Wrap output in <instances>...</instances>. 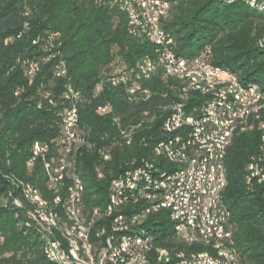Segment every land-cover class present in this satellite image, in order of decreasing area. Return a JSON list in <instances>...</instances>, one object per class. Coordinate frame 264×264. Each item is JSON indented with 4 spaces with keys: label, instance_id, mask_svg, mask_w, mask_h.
<instances>
[{
    "label": "trees",
    "instance_id": "1",
    "mask_svg": "<svg viewBox=\"0 0 264 264\" xmlns=\"http://www.w3.org/2000/svg\"><path fill=\"white\" fill-rule=\"evenodd\" d=\"M110 1L0 0V235L4 238L0 264H50L42 253L36 229L25 223L21 211L11 205V197L21 198L16 186L20 181L31 183L47 199L51 196L43 171L47 162L34 159L30 172L27 163L35 143L50 145L58 138L59 96L67 86L81 97L78 105H69L81 118L80 127L91 137L85 138L79 145L82 150L78 148L75 154L86 210L105 205L109 181L129 163L154 160L152 147L167 114L164 108L179 101L171 89L177 86L159 77L143 84L150 96L136 104L128 103L121 88L105 81L119 62L133 67L141 57L153 56L150 44L129 37L125 15L110 7ZM168 1L171 7L164 28L176 56L194 58L206 53L211 65L235 74L243 85L255 83L264 90V51L258 47L264 28L263 11L247 0ZM42 43L49 49L43 50ZM60 62L66 67L65 79L55 77ZM30 63L38 65L31 82L27 72ZM47 96L55 105L49 104ZM201 102L199 95L189 94L186 110L191 109L190 104ZM99 105L109 106L111 113L97 115ZM144 113L148 115L143 117ZM150 117L153 120L135 133L130 146L111 147L120 142L113 119L125 128ZM260 139L255 127L235 134L224 159L226 185L222 198L242 264H264L262 187L255 181L246 183L248 163L261 150ZM99 148L111 155L103 180L94 175L95 166L103 163ZM163 160L156 158L154 164L170 171ZM164 217L159 213L148 221L149 230L159 236L157 245L163 247L167 246L164 238L170 234V224Z\"/></svg>",
    "mask_w": 264,
    "mask_h": 264
},
{
    "label": "bare ground",
    "instance_id": "2",
    "mask_svg": "<svg viewBox=\"0 0 264 264\" xmlns=\"http://www.w3.org/2000/svg\"><path fill=\"white\" fill-rule=\"evenodd\" d=\"M255 1L252 2L251 6L256 5ZM162 3L164 6H168V12L164 17L165 22L169 16L171 5L168 0H162ZM164 22L163 29L165 30ZM138 35L141 40H148V30L145 27H138ZM167 35L169 37V49L173 51V41L168 33ZM258 47L264 51V28L262 38L258 41ZM174 58L182 57H178L174 53ZM139 64L140 60L133 67H127V73H136V67ZM206 64L207 69L215 74L206 77V79H199L194 66L170 70L168 75L153 74V78L159 77V80H162L164 83L170 81L172 85L177 86H173L171 89L173 88V91L177 93L179 101H173L164 110L167 111L166 116L178 113V120L182 125H190L191 109L187 111L185 107L189 94L195 93L202 98V102H205L216 94L232 91L234 86L238 88L236 100L238 108L242 110L232 113L228 118V124L213 128V137L215 139L225 137L221 163V181L215 182V198H219L215 200V208L226 212L230 220V214L222 198L226 185L224 159L233 136L255 127L261 133V138L263 139L261 141L260 153L255 156H257V161H264V125H262L264 124V98L260 97L264 96V90L255 83L241 84L235 74L211 65L207 58ZM63 68L64 64L60 62L56 66L55 75L57 72H61ZM37 70V66H33V73H37ZM66 75L67 72L64 71V75L57 78L65 79ZM105 81L111 85L110 76H107ZM117 87L123 90L128 103H134V97H129V92H126L124 83H117ZM129 88H136V80H129ZM73 92H76V95ZM244 93L251 95L245 96ZM149 96L150 93L147 90L141 91L142 101L147 100ZM62 97L73 105H78L82 102L78 92L73 88L71 91L70 86L65 88ZM197 106H201V103ZM102 110L107 112L106 115L111 113L109 106H102ZM70 114L78 118V114L71 108ZM143 115V117H146L148 114L144 113ZM152 120L153 117H150L137 124L121 128L119 120L113 119V124L119 131L120 142L112 143L111 147L130 146L135 133L145 123H150ZM71 129H81L78 120H71ZM171 132H176L175 123H167V129H161V141H165L166 146L159 148V141L157 140L152 147L154 160L156 158L164 159L163 161L170 165V171L155 165L154 160L152 162L143 160L141 163H129L127 169L122 172L141 167L142 169H146L147 172L156 171L161 178H169L173 170L187 169L188 159L183 157L199 156L200 154L208 153L209 144L206 141L195 140L191 141L190 144L189 141H182V145H178V152L182 157H174L173 151L174 144L177 142V135ZM84 140L86 141L85 137H78V145L84 143ZM35 147L36 143L32 149ZM211 148H219V140H211ZM98 154L100 161L103 162L96 165L97 169H99V175H101V177H98V180H103L105 164L111 160V155L105 148H99ZM43 171L45 175L47 163H43ZM246 171V183L250 184L252 177L251 160L248 163ZM259 172H264V165H259ZM139 177L140 170H133L132 178ZM117 178L118 175L109 181L107 197L103 207H94L89 210H86L84 207L83 212L82 208H75V212L72 211V208H65L64 210V205H56L55 195H51L57 193V186L46 185L47 191L51 195L47 199L31 183L21 181L16 183L21 198L11 197V205L17 211H21L25 223L32 225L36 229L41 241L42 253L50 264H58L57 261H52L50 243L52 244L54 253L61 255L64 264H106L105 242L108 236L109 239H116V232H110L111 208L113 210L129 212L128 214H124V223L125 225H134V227L125 226L117 228V236L128 239H140V243L136 245L125 244L124 239H116L114 241V249H121V251L135 253L139 256L132 264H174V260L177 257L199 260V256H204L206 262H215L216 256L229 257L232 261L240 262L237 251L233 247L234 243L232 232L229 229L230 225L226 234L216 233L215 228H208L207 231H202L200 224H197V220H200V213L189 212L191 231L189 234L177 233L175 236L173 222H177L176 208L166 205V200H156V208L148 207V204H140L137 201L125 200L126 186L117 187L114 193L113 183L117 182ZM77 184H80V193L81 197H83L84 185L78 174ZM207 186H214V176H207ZM155 197L156 189H148L147 198ZM23 203H26L27 207ZM59 212H63L62 217H60ZM159 213L164 214V219L170 224V239L166 240L167 246L164 247L157 245L156 239L158 238H155L156 235L148 227L150 218ZM25 214L30 215V221L27 220ZM42 214H45L46 218ZM179 217L187 218L186 209H179ZM45 235H47L48 239H46ZM85 237L88 244L85 243ZM3 242L4 238L0 235V246ZM196 247H201L203 250H197L195 249Z\"/></svg>",
    "mask_w": 264,
    "mask_h": 264
},
{
    "label": "built area",
    "instance_id": "3",
    "mask_svg": "<svg viewBox=\"0 0 264 264\" xmlns=\"http://www.w3.org/2000/svg\"><path fill=\"white\" fill-rule=\"evenodd\" d=\"M109 5L125 15L129 37L133 40L146 42L153 49L152 57L145 55L140 58L136 73H127V67L119 65V62L113 66V71L110 74L111 86L117 87V83H124L126 92H129V97H134V104L142 102L141 91L146 89L143 84L150 81L153 78V74L168 75L170 70L194 66L199 79H206V77L215 75L207 69L206 53L194 58H174V52L169 49V37L163 29L164 17L168 12V6H164L162 0H111ZM138 27H145L148 30V40L139 38ZM8 42L9 40L5 41V44ZM37 44H39V41ZM40 47L43 50L49 49L46 43L40 44ZM33 66L38 65L30 63L27 67L30 82L31 78L36 74L33 73ZM64 71H66L65 65L61 72L56 73L55 77L64 75ZM129 80H136V88H129ZM236 91L239 90L234 86L232 91L221 92L205 102H201V106L190 104V125H182L178 120V113L164 116L163 118V123L158 129L159 148L166 146V142L161 141V129H167V123H175L176 132H171L177 135V142L174 144L173 151L174 157H182L178 152V145H182V141H189V144L195 140L206 141L209 144L207 154L183 157L188 159L187 169L173 170L169 178H161L156 171L147 172L146 169L141 167L121 172L118 174L117 182L113 183L114 193L117 187L126 186L125 200L137 201L140 204H148V207L155 208L156 200H166V205L176 208L177 222H173L175 236L177 233L189 234L191 231L189 212L200 213V220H197V224H200L202 231H207L208 228H215L216 233L226 234L230 220L226 212L215 208V200L219 199L215 198V182L221 181L222 152L225 137L215 139L213 137V128L228 124L229 116L236 111L242 110L238 108ZM16 93H19V91H16ZM73 93L76 95V92ZM244 94L245 96L251 95ZM260 97L264 98V96ZM46 98L50 105H55V102L49 96ZM59 98L61 101L58 111V115L61 118L60 134L53 144L37 142L36 147L31 149L32 158L30 163L27 164L30 172L34 159L41 158L46 161V185L57 186V193L51 194L55 195L56 205H64V210L65 208H72L73 212H75V208H82L83 212L85 204L83 203V197H81L80 184H77L75 154L78 148L82 150L78 145V137H85L89 140L91 137L87 134V131L83 130L82 125L81 129H71V120L81 122V118L71 116L69 102L61 96ZM106 113V111L102 110V105L96 108L97 115L106 116ZM211 140H219V148H211ZM261 141H263L262 138ZM250 160L252 170L250 183L255 181L257 185L262 187L264 199V172H259V165H264V161H257V156L251 157ZM133 170H140L139 178H132ZM94 175L97 180L98 177H101L96 166ZM207 176H214V186H207ZM148 189H156L155 198H147ZM179 209H186L187 218L179 217ZM128 213L127 211L113 210L111 208L110 232H116V239H124L125 244L136 245L140 243V239H128L117 236V228L134 227V225H125L124 223V214ZM25 215L27 220L30 221V215ZM59 215L62 217L63 212H59ZM42 216L46 218L45 214H42ZM45 236L48 239L47 235ZM155 238H159V236L157 235ZM116 239H109L108 236L105 242L106 264H132L136 258H139L135 253L114 249V241ZM164 239H170V237H165ZM85 243L88 244L86 237ZM50 251H52V261L64 264L61 255L54 253L51 243ZM174 264L242 263L232 261L231 258L224 256H216L215 262H206L204 256H199V260L177 257L174 260Z\"/></svg>",
    "mask_w": 264,
    "mask_h": 264
},
{
    "label": "rangeland",
    "instance_id": "4",
    "mask_svg": "<svg viewBox=\"0 0 264 264\" xmlns=\"http://www.w3.org/2000/svg\"><path fill=\"white\" fill-rule=\"evenodd\" d=\"M254 0H247V2L251 5L252 2ZM259 1V2H258ZM258 2V3H257ZM256 4V7L260 10V11H264V0H256L254 2ZM258 5V6H257ZM255 6V5H254Z\"/></svg>",
    "mask_w": 264,
    "mask_h": 264
}]
</instances>
